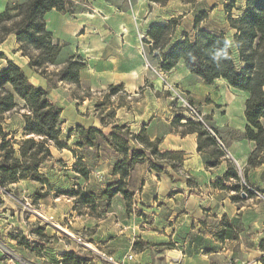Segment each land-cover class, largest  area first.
Wrapping results in <instances>:
<instances>
[{
  "label": "rangeland",
  "instance_id": "1",
  "mask_svg": "<svg viewBox=\"0 0 264 264\" xmlns=\"http://www.w3.org/2000/svg\"><path fill=\"white\" fill-rule=\"evenodd\" d=\"M125 1L130 4V0ZM132 2L134 3L133 0ZM227 2L228 0H202L195 9L172 3L166 10L154 4L149 7L150 12L146 16L126 18L124 14L118 13V19H107V15L104 16L98 12L97 4L99 3L95 1H69L70 4L66 10L60 11V17L50 24L49 31L52 32L54 39L55 32L65 31L66 34H61V38L58 39L61 52L55 63L47 68V79L40 77L29 67L30 59L27 56L22 58V52L13 56L10 49L15 47V44L11 41L7 43L5 51L25 71L31 82L43 88L49 87L51 100L63 108L64 122L61 126V138L67 143V147L57 149L52 146V157L41 168L49 186L38 182L21 181L9 186L7 191L2 190L4 193L0 195L2 199L0 200V264H43L42 260L30 257L29 252L19 249L18 240L24 242L25 248L36 253L44 249L52 252L53 249L58 250L60 245H67V249H75L81 253L84 257L82 264H113L114 260L111 256L124 257L130 251V243L133 239L135 243H138L139 249L143 248L145 241L142 237H147L143 231L149 234L156 225L164 228L163 219L165 220L173 212L178 213L188 222L192 219L204 220L206 225L200 226L198 230L199 232L203 230V235L196 234L201 238L200 244L208 240L205 237L206 234L209 235L218 230L219 224L224 226L232 222L241 232V241L248 246H259L264 259V195L259 199H247V195L242 191L240 195L243 199L235 201L240 212H237L238 209L232 205L231 209L227 208L231 219L228 216L218 218L215 213L221 215L223 210L216 208L208 210L206 209L210 208L208 203L201 202L203 206H199L197 203L189 202L192 193L203 197L200 194V187L209 185L227 196L236 195V192L230 188L224 189L218 184L217 177L224 176V167L220 165V158L215 159L207 154L213 148L207 147L202 152L193 148L199 135L192 136L193 134L189 133L190 128L185 123L191 121V115L185 112L179 96V94L181 96H185V93L189 94L175 81L167 78L168 73L161 69L151 53V45L146 35L147 29L152 24L168 21L166 19L169 14L172 17H180V26L175 34V40L180 39L185 31L193 35L194 19L200 10L205 9L209 12L211 19L200 23L199 26L223 28L227 36L231 37L232 30L224 11V5ZM215 3L217 8L212 12L210 5ZM14 4L11 3V5ZM236 5L242 7L244 0H236ZM183 9L192 10L186 14ZM162 11L165 13H161ZM233 14L237 16L239 11L234 9ZM72 23L76 25L74 31L70 28ZM116 24L134 28L133 38L137 42L143 62L136 69L146 72L143 87H138L131 94L125 90L123 84L114 91L117 85L105 84L104 79L98 74L99 65L89 63V59L95 60L98 57L99 43L103 39L101 33L104 28L113 27ZM71 56H74L75 60H81L85 65L80 71V86L60 81L56 76ZM6 64L7 61L0 58V67L4 68ZM179 68L178 77H183L184 66L181 65ZM220 89L219 86L218 90ZM221 99L222 103L224 99H227L228 104L225 102L222 107L213 108L212 111L203 109L196 101L194 103L204 113L205 123L214 131L228 152L220 145L214 149L228 154L227 159L231 161L228 163L229 168L233 165L240 172L241 184L247 187L243 174L245 171L253 183L252 188H247L257 190L255 188L257 186L259 191L263 192L264 166L254 170L248 165L234 163L228 141L239 136L231 129L219 131L215 126L226 118L237 126H242L243 115L240 111L243 97L238 96L228 87L226 97L222 96ZM232 104L235 106L234 110L231 107ZM17 118L16 125L20 121V116ZM177 118L179 121L175 124ZM133 123L136 124L133 125ZM200 123L205 127L202 122ZM116 124L132 125L130 129L134 133H139L140 129L146 125L143 137H148L154 142L159 139L160 153L183 151L173 150L176 145H182L188 150V152L184 151L185 159L190 154L200 155L205 168L211 167L214 172L210 176L196 177L191 169L189 171L184 169V164L178 170L171 168L170 165L179 163L177 157H161L159 154H152L138 161L131 170L126 186L131 193L128 201L120 194L112 199L102 196V192L110 184L119 181L120 176L114 174L113 166L123 157L102 138H98L93 148L86 145L80 146L81 137L76 128L78 125L86 128L95 127L108 134ZM182 138L186 140L182 141ZM138 149H143L142 144L132 142L131 151ZM213 162L215 164H211ZM199 164L193 163L187 166L192 165L197 168ZM81 170H87L88 176H83L80 173ZM212 180L215 182H210ZM233 183L230 180L223 185L231 187ZM76 190L79 193H88L97 197L96 203L93 206L80 204L78 196L72 194V191ZM44 193H48L47 196L39 198ZM233 202L234 200L231 201ZM187 209L189 213L185 212ZM182 213H186L187 216L181 215ZM37 228H43L46 238L35 233ZM13 239L17 241H12ZM174 245L173 240H170L166 248H172ZM158 248L161 249V247ZM4 250L16 258L13 257L10 261L4 258ZM96 258L99 260L94 263L93 259Z\"/></svg>",
  "mask_w": 264,
  "mask_h": 264
},
{
  "label": "trees",
  "instance_id": "2",
  "mask_svg": "<svg viewBox=\"0 0 264 264\" xmlns=\"http://www.w3.org/2000/svg\"><path fill=\"white\" fill-rule=\"evenodd\" d=\"M151 1L166 5L170 0ZM181 1L193 7L197 2ZM68 4V0H27L8 5L0 13V44L9 36L15 35L19 51L30 59L29 67L40 77L47 79V68L55 63L61 46L47 27L46 15L53 9L65 11ZM234 9L239 11L237 16L233 14ZM224 11L232 30L231 37L224 31L199 26L209 18V12L202 10L194 19L193 35L185 31L180 39L175 40L180 17H171L165 23L152 24L146 34L147 40L151 45V53L163 71L169 72L183 62L191 74L200 77L206 84L212 85L217 80H224L233 89L247 94L244 137L255 143L248 166H261L264 164V0H244L242 7H237L236 0H228ZM0 58L7 61L4 68L0 67V195L4 193L2 190L7 191L9 186L21 181L49 186L41 168L52 157V146L57 149L67 147V143L61 138L63 108L51 100L49 87L43 88L32 83L25 71L4 53H0ZM84 66L81 60H75L71 56L56 76L60 81L80 86V71ZM121 86L117 85L113 90L116 91ZM17 116H20L18 125ZM178 121L179 118L175 120V124ZM185 124L190 128L189 133L199 135V152L208 147L213 149L207 154L215 159L226 155L224 151L214 149L219 144L218 137L212 135L201 123L191 119ZM145 130L146 125L139 133H134L129 126L116 124L105 134L95 127L77 126L76 131L81 137L80 146L93 148L98 138H102L123 157L113 166L114 174L120 176L119 181L110 184L102 192V196L112 199L120 194L128 201L131 193L126 186L131 170L138 161L152 154L177 157L179 163L170 165L173 170L183 166L186 155L184 151L160 153V140L154 142L143 137ZM132 142L142 144L143 149L131 151ZM80 173L88 176L87 170H81ZM243 174L246 186L252 188L247 172L244 171ZM241 177L236 167L230 165L224 176L217 181L222 188H230L236 192L231 197L234 201L243 199L240 195L242 191L247 199L255 196V190L241 184ZM230 180L234 182L232 186L224 187L223 183ZM47 194L44 193L39 198H44ZM72 194L78 196V202L82 205L93 206L97 201V197L88 193L76 190ZM0 200L2 201L1 197ZM223 218L227 216L224 215ZM237 231L234 224L229 222L223 226L221 236L235 239ZM35 233L46 238L43 228H37ZM18 243L25 246L22 240H18ZM135 247L139 249L138 243H135ZM62 262L82 264L84 257L77 252H69L64 255Z\"/></svg>",
  "mask_w": 264,
  "mask_h": 264
},
{
  "label": "crops",
  "instance_id": "3",
  "mask_svg": "<svg viewBox=\"0 0 264 264\" xmlns=\"http://www.w3.org/2000/svg\"><path fill=\"white\" fill-rule=\"evenodd\" d=\"M27 0H0V13L3 12L8 5L11 3H24ZM72 1V0H68ZM77 1V0H76ZM99 4H97L98 12H101L102 15L108 16L107 19H118L119 14L122 13L126 16V18H130L132 16H146L150 9L149 7L152 5L159 6L162 10H166L170 7L172 3H177L180 6H184L188 8L189 6L192 9H195L197 4H199L202 0H197L195 7L184 4L181 0H170L166 5H161L154 3L150 0H130V4L126 3L125 0H92ZM211 11L213 12L217 5H210ZM192 9H183L184 13L188 14ZM205 10V9H203ZM202 11V10H200ZM117 12V13H116ZM161 13H165L162 11ZM60 11L53 9L48 12L46 15V23L48 29L50 28V24H53V21L59 16ZM172 17L169 14L168 19ZM165 18V17H164ZM211 19V17H209ZM208 18V20H209ZM167 21H161L156 23H165ZM154 23V24H156ZM70 28L74 31L76 25L74 23L70 24ZM209 30L214 31H224L225 29L209 26L204 27ZM148 31V29H147ZM67 32V31H66ZM70 32V31H68ZM61 34H66L65 31L61 33L55 32V40L58 41L61 38ZM85 35V34H84ZM103 36L102 42L99 43V53L97 59H89L90 64H98L99 71L98 74L105 81V84L108 85H125V90L131 94L135 92L138 87H143L145 80V71H138L136 68L140 67L142 64V59L140 58L139 47L137 45L136 40L133 38L135 36L134 28L132 26H124V25H114L113 27L104 28L101 33ZM118 37V38H116ZM11 41L15 44V47L11 48V53L13 56H16L21 51H18L19 44L16 40L15 35L9 36V38L3 43L0 44V53H4L8 59L13 60L11 55H9L4 48L7 43ZM59 42V41H58ZM21 54V53H20ZM22 58H26L22 56ZM180 64V65H179ZM178 67H175L173 70L167 72V78L169 80L175 81L178 85H180L192 98L193 101H196L201 105L203 109L212 111L213 108L222 107L223 104H228L227 99H224V103H222L221 97H226V92L228 87L237 93L238 96L243 97L242 101V109L240 113L243 115V123L242 126H237L233 121L229 119L223 120L221 123H216V127L219 131L231 129L234 133H236L239 137L229 139V147L233 153V162L236 164H240L243 166L248 165V159L255 149V143L250 141L244 137L245 129H246V118H245V101L247 99V94L233 89L226 81L217 80L214 84L208 85L206 84L200 77L193 75L190 71L185 67L183 62H180ZM184 66V74L183 77L179 76V66ZM139 72V73H138ZM226 84V85H219ZM221 87L218 90V87ZM226 86V87H225ZM226 88V90H224ZM233 110L235 109L234 104L231 106ZM222 110V108H221ZM136 123H133L135 125ZM132 127V125H130ZM129 126V127H130ZM193 134L192 136H194ZM186 140V138H182V141ZM219 145V144H218ZM198 143L195 142L193 148H197ZM173 150H183L188 152L187 149H184L182 145H176ZM193 152V151H192ZM228 158V154L220 157V165L223 168V174L229 168L228 163H230V159ZM200 163L196 168L192 165L187 166V164ZM261 166L250 167L251 169L258 170ZM184 169L189 171L190 169L194 172L196 177L200 176H210L212 172H214L213 168L209 167L206 169L204 166V162L200 155L195 156L194 154L187 155V158L184 161ZM249 175V174H248ZM222 178V177H217ZM216 178V179H217ZM213 179V177H212ZM250 184L253 185L250 180V176H248ZM214 183L215 181H210ZM209 185V183H208ZM257 190H255V196L253 198L259 199L263 192L259 191L257 186H255ZM172 191L176 189H171ZM190 190V188H189ZM200 194L203 197H198V195L192 193L190 196L189 202L197 203L199 206H203L201 202L208 203L210 208L206 209H222L223 213L219 215L215 213L218 218H223L224 215L229 217V213L227 208L231 209V205L237 208V203L234 201L231 203L233 196H227L225 194H221L220 190L212 187L205 186L204 188L200 187ZM196 196V197H194ZM241 208V207H240ZM174 209L173 207L171 208ZM185 212L189 213L187 209ZM181 215L187 216L186 213H182ZM235 216V215H234ZM239 217V216H236ZM231 219V217H229ZM164 228L158 227L157 225L153 230L149 231V234L146 231H143L146 234L142 239L148 243L149 245H145L142 249H138L135 247V241L130 243V251L124 255V257H112L114 260L113 264H264L263 256L261 255L259 246H248L241 241V232L237 231L238 235L235 239H226L222 238V228L223 225L219 224L218 230L213 232L212 234H206L205 237L208 239L205 242L200 244L201 238L197 237V233L203 235V230H199L200 226L206 225L203 221H198L197 219H192L189 222L186 219H182L178 213H172L170 216L163 219ZM198 222V223H197ZM170 240H173L174 247L166 248V245L169 244ZM12 241H17L13 239ZM203 241V240H202ZM232 244H234L232 246ZM19 249H23L26 252H29L30 257H34L35 259H39L43 261V264H63V258L66 253L69 252H77L75 249H67V245H60L57 249H53L52 252L47 249L42 250L39 253L35 251H31L28 248H25L24 245L18 243L17 246ZM158 247H161L158 248ZM78 253V252H77ZM81 254V253H79ZM133 254V259H128L127 255ZM99 259H93L94 263H97ZM99 264V263H97Z\"/></svg>",
  "mask_w": 264,
  "mask_h": 264
},
{
  "label": "built area",
  "instance_id": "4",
  "mask_svg": "<svg viewBox=\"0 0 264 264\" xmlns=\"http://www.w3.org/2000/svg\"><path fill=\"white\" fill-rule=\"evenodd\" d=\"M179 96H180L181 101H182V107L184 108L186 113H189L191 115V119L193 121H195V122H199V123L202 122L205 125V127L208 129V131L212 135L217 137V135L214 133V131L205 123V121H204V117H205L204 113H202L199 110L198 106L194 103V101L190 98V96L187 95L186 93H185V96H181L180 94H179ZM218 142H219V145L227 151V149L225 148L224 144L219 139H218ZM3 252H4V255H3L4 258H7L9 261L13 257L16 258L14 255H12L8 251L4 250ZM127 257H128V259L132 260L133 259V254H128ZM1 263H3V262H1Z\"/></svg>",
  "mask_w": 264,
  "mask_h": 264
},
{
  "label": "water",
  "instance_id": "5",
  "mask_svg": "<svg viewBox=\"0 0 264 264\" xmlns=\"http://www.w3.org/2000/svg\"><path fill=\"white\" fill-rule=\"evenodd\" d=\"M245 180V179H244Z\"/></svg>",
  "mask_w": 264,
  "mask_h": 264
}]
</instances>
